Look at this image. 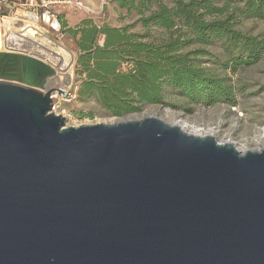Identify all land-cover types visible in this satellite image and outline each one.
Wrapping results in <instances>:
<instances>
[{"label": "water", "instance_id": "95a60500", "mask_svg": "<svg viewBox=\"0 0 264 264\" xmlns=\"http://www.w3.org/2000/svg\"><path fill=\"white\" fill-rule=\"evenodd\" d=\"M56 76L0 51V264H264V147L152 115L68 127Z\"/></svg>", "mask_w": 264, "mask_h": 264}, {"label": "trees", "instance_id": "16d2710c", "mask_svg": "<svg viewBox=\"0 0 264 264\" xmlns=\"http://www.w3.org/2000/svg\"><path fill=\"white\" fill-rule=\"evenodd\" d=\"M115 2L138 19L122 28L84 20L65 32L79 50L78 100H93L107 116L118 118L139 114L148 106L170 105L167 100L174 97L209 107L221 102L236 105L231 79L204 66L205 61L218 63L207 48L220 45L235 71L258 63L264 54V33L248 36L237 28L247 20L264 21V0ZM137 25L143 33L131 32ZM153 30L161 35L154 36ZM76 116L94 119L93 112Z\"/></svg>", "mask_w": 264, "mask_h": 264}, {"label": "rangeland", "instance_id": "374dc122", "mask_svg": "<svg viewBox=\"0 0 264 264\" xmlns=\"http://www.w3.org/2000/svg\"><path fill=\"white\" fill-rule=\"evenodd\" d=\"M23 12L37 14L41 19L44 14L49 13L60 24L59 34H55L44 28L40 22V27L44 30H42V34L35 32L34 36L37 38L35 44L53 52H58L60 48L71 51L72 70L64 75V86L62 85L57 90L54 89L55 114L65 117L68 127L113 123L118 120V117L107 116L105 111L93 100L80 101L77 99L76 93L81 79L77 69L79 50L75 39L65 32L68 29L76 28L84 20H92L99 25L108 24L111 27L122 28L137 20V15L129 14L125 9L120 8L115 0H2L0 18H15V21L14 28L9 34L4 22L0 20L1 41L8 40L11 34L14 36V34L23 33L26 28V19L20 18ZM63 23L66 28L63 27ZM237 29L248 36L258 37L264 33V21L247 20ZM131 32L143 33L144 31L141 25H137L136 29ZM152 34L156 37L161 35L155 30L152 31ZM46 38L48 43L44 45ZM9 44L10 49L15 52L36 54L34 46L28 42L17 45L12 39ZM5 46V43L4 45L0 44V51L8 50ZM207 50L217 57L215 60L218 63L205 61L204 66L208 67L213 74L231 79L235 87L236 105L232 106L221 102L209 107L202 104H190L184 98L174 97L167 100L170 105L148 106L141 113L125 118L137 119L152 115L172 125L177 124L193 134H211L218 142L233 143L243 151L264 147V54L258 63L245 68L243 66L235 71L230 58L224 54L220 45L207 48ZM35 56L51 64L45 58ZM228 63L230 66L226 68L225 64ZM124 68L127 70L129 67L124 65ZM59 89L65 91L67 95L58 96L56 92ZM80 112H93L94 119L80 120L76 116Z\"/></svg>", "mask_w": 264, "mask_h": 264}, {"label": "bare ground", "instance_id": "6f19581e", "mask_svg": "<svg viewBox=\"0 0 264 264\" xmlns=\"http://www.w3.org/2000/svg\"><path fill=\"white\" fill-rule=\"evenodd\" d=\"M20 17L26 19V28L23 30L22 34H14V36L13 34H11V37L9 39H13V42L17 45H19L21 42H28L32 44L37 55L48 60L52 66L57 67V76L54 79H51L46 86L47 91L54 89L57 90L63 85L64 75L72 70L73 59L70 53L71 51L69 52L68 50L59 47L60 49L58 50V52H53L45 49L46 47H39L37 44H35L37 38L34 36V34L35 32L41 34L43 33L42 30L44 29L40 27V22H42L44 28L51 30L55 34H59L60 24L58 25L49 13L44 14L42 19L37 14L27 12H23ZM14 21L15 18H10L7 19L4 23L5 28L9 32V34L10 31L14 28ZM9 39L6 41H1L0 39V44L4 45V43L10 42ZM47 43L48 39L46 38L45 44L44 42L43 44L46 45Z\"/></svg>", "mask_w": 264, "mask_h": 264}, {"label": "built area", "instance_id": "2783aa9c", "mask_svg": "<svg viewBox=\"0 0 264 264\" xmlns=\"http://www.w3.org/2000/svg\"><path fill=\"white\" fill-rule=\"evenodd\" d=\"M1 7H2V0H0V8H1ZM32 14H33V13H32ZM20 18H21V17H20ZM22 18H23V17H22ZM6 19H9V18H6V17H2V18H0V20L3 21L4 23H5V20H6ZM55 21H57V20H55ZM25 22H26V21H25ZM22 43H23V42H21V44H22ZM5 45H6L5 47H7V49H8V50H6V51H8V52H15V51H13V49H10V47L8 46V45H10L9 42H8V43H5ZM15 53H18V52H15ZM22 54L30 55V54L25 53V52H24V53L22 52ZM33 54H34V53H33ZM35 55H37V54L30 55V56L36 57ZM38 56H39V55H38ZM36 58H38V57H36Z\"/></svg>", "mask_w": 264, "mask_h": 264}]
</instances>
